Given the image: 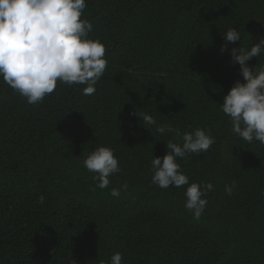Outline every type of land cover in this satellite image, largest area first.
Listing matches in <instances>:
<instances>
[{
	"label": "trees",
	"instance_id": "trees-1",
	"mask_svg": "<svg viewBox=\"0 0 264 264\" xmlns=\"http://www.w3.org/2000/svg\"><path fill=\"white\" fill-rule=\"evenodd\" d=\"M86 4L81 19L107 60L94 94L58 80L28 104L0 77V264H109L117 252L122 264H264V144L236 138L220 108L245 82L230 51L220 52L222 34L240 32L229 50L259 43L264 0ZM248 63L264 67V54ZM135 111L215 138L206 152L177 159L189 184L214 186L199 220L184 207L188 185L151 182V161L180 138L143 126ZM100 146L121 169L105 189L82 163Z\"/></svg>",
	"mask_w": 264,
	"mask_h": 264
},
{
	"label": "clouds",
	"instance_id": "clouds-1",
	"mask_svg": "<svg viewBox=\"0 0 264 264\" xmlns=\"http://www.w3.org/2000/svg\"><path fill=\"white\" fill-rule=\"evenodd\" d=\"M86 6V0H0V77L28 104L42 102L56 89L58 80L69 86L85 85L83 95L95 93L107 60L104 44L89 39L93 24L81 19ZM222 39L225 43L221 45V54L230 51L231 63L240 66L245 82L234 83L220 108L230 118L231 131L236 138L264 144V67L253 70L248 63L253 57L264 54V38L250 49L233 47L230 50L229 43L241 41L240 32L230 28L222 34ZM132 115L138 116L143 126L156 125L149 114L135 111ZM156 131L161 135L172 133L181 143L169 140L166 154L155 156L151 161V182L161 189L188 185L184 207L199 220L208 203L202 197L214 186L210 182L189 184L177 159L206 152L215 138L199 127L181 133L171 125L159 124ZM82 163L94 174L96 187L100 189L108 188L109 177L121 171L114 150L105 146L86 155ZM234 187L235 182L225 186L228 195ZM109 194L119 198L121 192L112 188ZM39 202L43 204V196ZM109 264H122L121 253L113 254Z\"/></svg>",
	"mask_w": 264,
	"mask_h": 264
}]
</instances>
